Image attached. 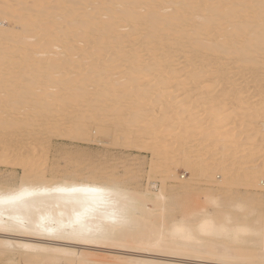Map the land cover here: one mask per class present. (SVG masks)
<instances>
[{
    "label": "bare ground",
    "instance_id": "bare-ground-1",
    "mask_svg": "<svg viewBox=\"0 0 264 264\" xmlns=\"http://www.w3.org/2000/svg\"><path fill=\"white\" fill-rule=\"evenodd\" d=\"M93 143H148L161 185ZM204 259L264 260V0H0V264Z\"/></svg>",
    "mask_w": 264,
    "mask_h": 264
},
{
    "label": "rangeland",
    "instance_id": "rangeland-1",
    "mask_svg": "<svg viewBox=\"0 0 264 264\" xmlns=\"http://www.w3.org/2000/svg\"><path fill=\"white\" fill-rule=\"evenodd\" d=\"M92 147L90 148H84L83 153L80 155L89 158L90 160L87 162L89 165V169L91 168V165H97L101 166L103 169H105V173L103 175L108 176V173H112L111 171L117 173L119 176H121L131 187L133 188H154L155 186L158 187L161 185L160 179L158 177H150L151 172L149 171L150 165L152 163V155L149 151V144H136L134 146H128V145H122V144H112V143H93ZM67 146V147H73ZM53 150L50 151V154L56 155L59 154L58 152ZM191 157H195V154H190ZM61 162L64 164V160H61ZM88 169V170H89ZM179 179H171L168 182V187L171 190V194L173 195H179L182 198H184V190L180 188V186L183 183H186L189 180L190 173L187 171L180 169L179 170ZM209 182V181H208ZM208 182L206 180H200L198 181V188H194L196 192V196H193L191 198L192 203L196 202V204H205V194L207 190L212 189L215 190L216 187H207ZM173 189V190H172ZM252 188L251 186H248L244 183H239L236 185H233L229 189L219 191L218 193L221 195V198L223 200V203L226 202V197L230 194L240 195L242 196H249L251 195ZM261 192V191H259ZM197 197V198H196ZM209 204V203H208ZM224 205V204H223ZM209 209L213 210V206L211 204L208 205ZM180 216V213H178V217ZM12 238H15L14 236H11ZM57 242L55 241L54 244ZM79 247V245H75ZM89 249H94L95 246L86 247ZM104 252L106 251H113V252H121L123 254H133V255H141L142 252L140 251H132L128 249H112V248H106L105 250H102ZM153 257H155L156 254H152ZM179 261H188L192 262L191 258H183V257H176ZM215 260H209L204 259L201 261V263H211V264H222L218 262H213ZM200 263V262H197ZM254 264H264V260L258 261V263Z\"/></svg>",
    "mask_w": 264,
    "mask_h": 264
}]
</instances>
